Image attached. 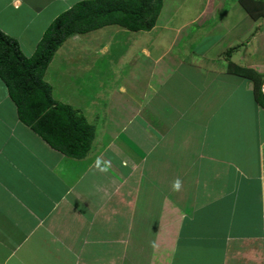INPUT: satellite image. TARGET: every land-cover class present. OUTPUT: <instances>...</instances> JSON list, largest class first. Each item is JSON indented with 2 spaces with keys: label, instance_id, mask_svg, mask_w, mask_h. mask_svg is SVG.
I'll list each match as a JSON object with an SVG mask.
<instances>
[{
  "label": "crops",
  "instance_id": "0c3cea01",
  "mask_svg": "<svg viewBox=\"0 0 264 264\" xmlns=\"http://www.w3.org/2000/svg\"><path fill=\"white\" fill-rule=\"evenodd\" d=\"M78 1L0 0V30L21 47L20 34L30 39ZM194 7L175 21L163 0L149 31L108 25L55 52L54 84L68 80L69 97L92 105L83 159L23 125L0 80V155L25 189L10 191L17 175L0 177V264H264V111L254 94L264 85V16L239 0ZM63 46L73 59L58 56ZM13 157L54 179L25 178Z\"/></svg>",
  "mask_w": 264,
  "mask_h": 264
},
{
  "label": "trees",
  "instance_id": "16d2710c",
  "mask_svg": "<svg viewBox=\"0 0 264 264\" xmlns=\"http://www.w3.org/2000/svg\"><path fill=\"white\" fill-rule=\"evenodd\" d=\"M239 2L253 18L264 16V0ZM162 6L163 0L78 1L53 19L28 56L16 39L0 30V80L15 105L19 121L55 151L73 159L85 158L91 150L95 127L79 110L53 100L52 88L44 80L53 55L73 35L108 25L133 32L149 31ZM255 99L264 111V91L260 87Z\"/></svg>",
  "mask_w": 264,
  "mask_h": 264
},
{
  "label": "rangeland",
  "instance_id": "374dc122",
  "mask_svg": "<svg viewBox=\"0 0 264 264\" xmlns=\"http://www.w3.org/2000/svg\"><path fill=\"white\" fill-rule=\"evenodd\" d=\"M181 2H182V4H181ZM195 2H199V0H164L165 11L163 12V14L164 13L165 14L169 13L172 16V19H176L175 21L179 20L180 22H184V21H186L189 18L194 16L195 11H196V8L194 7ZM42 31H43V28L42 29L41 28L35 29L34 32H33L32 37L30 39L24 38L23 34H20V36H19V39H20L19 42L21 44L20 49L25 55H30V53H32L34 51L36 43L38 42L37 40L40 39V37H41V35L43 33ZM17 33H18V31H17ZM64 46L62 47V50H63ZM76 52L77 51L74 49V47H72L70 49V51H68V47H67L66 49L61 51L58 56H60L61 59L63 58V60H65L64 58L68 54H71V58L73 59L75 57ZM52 60H53V58H52ZM52 60L49 63V65H48V67H47V69L45 71L44 80L47 83H49L51 88H52V98H53V100H55L56 102L58 101V102H62V103H64V101H65L66 104L68 102V104H71V106L74 109L79 110L84 116H86L87 113H86V109L84 107L90 108V107H92V105L91 104H86L83 99H81L83 101V103H79L80 101L76 100L73 97L72 98L69 97L68 93L64 91V88L68 87V85H69L68 84V80H66V82L59 83V86L54 84L53 79L56 76V70H57V66H59V64L58 63H54V65H52V62H53ZM55 61H57L56 58H55ZM74 61L81 63L79 61V59H77V58L74 59ZM63 66L64 65L62 64V67ZM111 67H113V68L111 69ZM66 68H68V66H64L62 68L63 69L62 74L65 77L68 76V74H69ZM114 68H115L114 65H111V66L109 65L108 69H107L108 74H107V81L105 82V84L108 86L109 89H110V87L111 88L114 87V82L112 81L115 78V76H113L114 75ZM63 75H62V77H64ZM69 76H70V74H69ZM62 77H58V78H62ZM63 80H65V79L64 78L59 79V81H63ZM255 80L258 81V80H261V79H260V77L257 76ZM262 82H263V80H262ZM259 84H261V82ZM261 86L258 85V84L255 85L254 94H255V91H257V89L259 87L261 88ZM263 86H262L261 89H264ZM62 91H64V93H62L63 95H61ZM94 92H96V90H91L90 91V93H92V94ZM219 99H222V98L219 97ZM107 121L109 122V120H107ZM96 123H97V121H95V124ZM158 152L159 153H155V154H156L158 160H162L163 154H162L161 151H158ZM22 158H23V160L27 159L26 156L22 157ZM11 160L13 161V163L15 165L20 166L21 168L23 166H24V168L27 167L26 168L27 176L25 178H29L33 182L40 183V181L42 180V177H45L43 183L46 184L48 179L50 180V182L54 179L53 178L54 175L50 174L48 171H45L42 174L39 173L38 166H35L33 168V167H29L28 165H24V163H22L17 157H15V158L13 157V159H11ZM158 164H161V163H158ZM10 169H12L10 160L7 159L5 156L0 155V177H2V182H4L5 180H8L10 178V174L12 175L11 176L12 179H14L15 176L17 175L16 177H18V178H16V180H18V182H21L23 180V178H19L18 174L13 173ZM159 169H161V168H159ZM52 173H53V171H52ZM12 182H13V184L11 186V190L10 191H15L16 190L17 192H19V191H22V188L24 189V181L21 182V187H19L20 185H18L16 182H14V181H12ZM29 182H26V184H28L29 186L25 187L28 190H30V188L33 187V186H31L29 184ZM24 191H25V189H24ZM0 192H2V187L1 186H0ZM64 234H65L66 237H63V239L67 241L68 238H69L68 234L67 233H64Z\"/></svg>",
  "mask_w": 264,
  "mask_h": 264
},
{
  "label": "built area",
  "instance_id": "2783aa9c",
  "mask_svg": "<svg viewBox=\"0 0 264 264\" xmlns=\"http://www.w3.org/2000/svg\"><path fill=\"white\" fill-rule=\"evenodd\" d=\"M260 163H261V172H262V188H261V200H262V207H263V219H264V141L260 146Z\"/></svg>",
  "mask_w": 264,
  "mask_h": 264
}]
</instances>
